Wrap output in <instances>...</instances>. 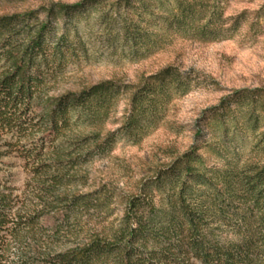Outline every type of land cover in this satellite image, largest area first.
<instances>
[{
	"label": "trees",
	"instance_id": "obj_1",
	"mask_svg": "<svg viewBox=\"0 0 264 264\" xmlns=\"http://www.w3.org/2000/svg\"><path fill=\"white\" fill-rule=\"evenodd\" d=\"M228 2L49 1L0 17V134H39L29 162L43 205L24 220L0 178V264H264V86L232 91L211 108L197 144L124 197L110 222L114 191L68 192L72 173L121 141L139 145L199 82L169 66L136 85L110 80L49 95L81 63L138 64L175 40L230 39L242 16L226 19ZM124 99L122 126L103 134ZM51 213L60 217L53 227L37 226ZM61 235H76L74 247L57 252Z\"/></svg>",
	"mask_w": 264,
	"mask_h": 264
},
{
	"label": "rangeland",
	"instance_id": "obj_2",
	"mask_svg": "<svg viewBox=\"0 0 264 264\" xmlns=\"http://www.w3.org/2000/svg\"><path fill=\"white\" fill-rule=\"evenodd\" d=\"M49 1L72 5L81 0H0V17L37 10ZM239 16H242L239 30L224 41L204 43L175 40L164 50L138 64L102 60L99 63H81L66 71L50 96L78 92L110 80L136 85L142 78L169 66L193 74L199 82L193 92L171 104L162 125L139 145L132 146L121 141L108 156L96 158L75 170L72 175L77 178L71 182L68 192L87 194L105 186L116 195L111 205L115 212L109 222L120 218L124 197L137 194L144 180L197 144L196 136L203 128V118L211 108L218 106L232 91L264 86V0H229L225 18L232 21ZM127 110L129 103L124 99L105 125L103 134L120 129ZM12 135L16 136L0 134V151L6 154L0 159V178L13 191L15 210L25 220L43 207L42 195L39 194L32 163L29 162L30 150L37 145L40 136L34 134L18 141V137ZM200 152L206 154L209 164H214V158L205 150ZM81 176L87 177L86 184ZM58 220L59 215L51 213L35 223L39 227L51 228ZM97 222L90 221L89 226ZM59 237L61 240L52 245L57 252L74 247L78 239L76 235ZM12 249L7 256L9 262L16 259L17 249Z\"/></svg>",
	"mask_w": 264,
	"mask_h": 264
}]
</instances>
